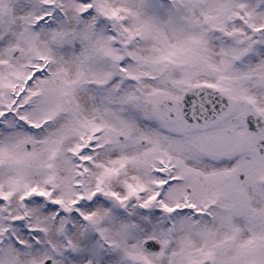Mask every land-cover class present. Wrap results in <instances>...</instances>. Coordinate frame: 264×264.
<instances>
[{
    "label": "snow or ice",
    "instance_id": "6c2138e0",
    "mask_svg": "<svg viewBox=\"0 0 264 264\" xmlns=\"http://www.w3.org/2000/svg\"><path fill=\"white\" fill-rule=\"evenodd\" d=\"M0 264H264V0H0Z\"/></svg>",
    "mask_w": 264,
    "mask_h": 264
}]
</instances>
